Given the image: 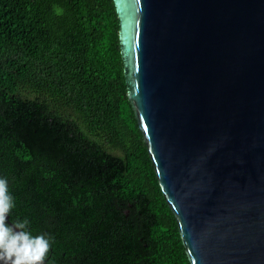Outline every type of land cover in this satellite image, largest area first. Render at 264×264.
I'll list each match as a JSON object with an SVG mask.
<instances>
[{
  "label": "trees",
  "instance_id": "16d2710c",
  "mask_svg": "<svg viewBox=\"0 0 264 264\" xmlns=\"http://www.w3.org/2000/svg\"><path fill=\"white\" fill-rule=\"evenodd\" d=\"M5 177L11 221L53 237L45 264H191L128 97L114 0H0Z\"/></svg>",
  "mask_w": 264,
  "mask_h": 264
},
{
  "label": "water",
  "instance_id": "95a60500",
  "mask_svg": "<svg viewBox=\"0 0 264 264\" xmlns=\"http://www.w3.org/2000/svg\"><path fill=\"white\" fill-rule=\"evenodd\" d=\"M114 1L128 97L191 264H264V0Z\"/></svg>",
  "mask_w": 264,
  "mask_h": 264
},
{
  "label": "clouds",
  "instance_id": "9594fccd",
  "mask_svg": "<svg viewBox=\"0 0 264 264\" xmlns=\"http://www.w3.org/2000/svg\"><path fill=\"white\" fill-rule=\"evenodd\" d=\"M15 206L7 178H0V264H45L53 237L47 233L34 236L26 217H17L6 225Z\"/></svg>",
  "mask_w": 264,
  "mask_h": 264
},
{
  "label": "rangeland",
  "instance_id": "374dc122",
  "mask_svg": "<svg viewBox=\"0 0 264 264\" xmlns=\"http://www.w3.org/2000/svg\"><path fill=\"white\" fill-rule=\"evenodd\" d=\"M20 92L23 95L29 96V97H35L37 96V92H35L31 87L29 86H21ZM111 151H113L116 154L123 155V152L119 148H114L112 146H108Z\"/></svg>",
  "mask_w": 264,
  "mask_h": 264
}]
</instances>
